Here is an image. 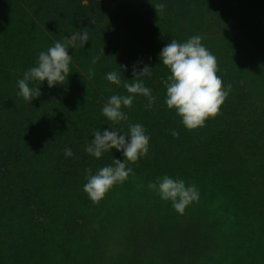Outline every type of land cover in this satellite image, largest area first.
I'll list each match as a JSON object with an SVG mask.
<instances>
[{
	"label": "rangeland",
	"instance_id": "374dc122",
	"mask_svg": "<svg viewBox=\"0 0 264 264\" xmlns=\"http://www.w3.org/2000/svg\"><path fill=\"white\" fill-rule=\"evenodd\" d=\"M161 3L163 12L155 7ZM75 31H87L89 41L69 49L65 84L49 89L45 81L39 98L27 103L17 80L41 51ZM194 35L216 57L229 94L214 118L189 131L165 104L170 73L158 57L167 43ZM120 66L122 81L134 78L133 66L155 71L157 78L144 82L156 103L149 110L137 96L124 109L129 120L116 126L102 107L126 94L105 79ZM129 123L144 126L149 153L93 203L83 191L86 169L94 175L123 156L113 149L96 159L85 147L93 130L127 132ZM65 148L74 156L65 157ZM165 175L199 189L183 215L148 188ZM16 177L22 181L13 188ZM13 211L29 217L12 220ZM45 213L43 238L53 217L83 214L91 224L83 242L57 240L52 262L29 250L32 219ZM3 229L13 245L0 252V264H264V0H0Z\"/></svg>",
	"mask_w": 264,
	"mask_h": 264
},
{
	"label": "clouds",
	"instance_id": "9594fccd",
	"mask_svg": "<svg viewBox=\"0 0 264 264\" xmlns=\"http://www.w3.org/2000/svg\"><path fill=\"white\" fill-rule=\"evenodd\" d=\"M157 9L163 12L164 4H157ZM203 37L191 36L183 43L172 40L159 53L160 64L165 66L170 75L164 81L166 88L165 104L169 110H174L180 117L181 124L186 130L192 131L205 126V121L214 118L220 106L228 96L221 77L217 75L218 65L216 57L202 44ZM89 41L87 31H75L64 42L55 41L54 46L38 54L36 65L29 68L23 78L17 80L18 96L27 103L39 98L40 86L47 82L49 89L64 85L71 74L70 64L72 55L69 49L84 48ZM103 54V51H102ZM93 64L96 59H93ZM119 71L106 73L105 79L117 87L123 86L125 95H112L102 107V115L113 125L119 126L127 122L129 117L124 111L131 108L137 96L147 99L145 107L151 109L156 103L151 89L145 86L143 77H151V68L143 67L137 71L132 69V80L121 79ZM95 75L89 70V78ZM131 81V82H129ZM174 138L179 137L175 130L171 132ZM94 139L85 147V152L96 159H100L111 150L121 152L123 160L113 159V165H107L92 174L86 169L87 182L83 191L93 203L100 202L113 186L123 184L133 174L129 164H135L149 153L150 136L140 123H129L128 131L122 127H108L102 133L99 129L93 130ZM65 157H73L71 148L64 149ZM148 188L154 191L162 201L170 202L173 210L183 215L185 209L192 203L198 202L200 192L195 184L186 185L183 179H173L167 175L149 182Z\"/></svg>",
	"mask_w": 264,
	"mask_h": 264
},
{
	"label": "trees",
	"instance_id": "16d2710c",
	"mask_svg": "<svg viewBox=\"0 0 264 264\" xmlns=\"http://www.w3.org/2000/svg\"><path fill=\"white\" fill-rule=\"evenodd\" d=\"M151 72V77H143V80H145L146 83L151 84L154 80L153 75L155 77V71L151 70ZM238 88L242 89V84ZM8 176L11 177L10 174H8ZM21 181V177L13 178V180L11 181V187H19ZM20 213L13 211V213L10 214V217L15 221H19L23 218L29 217V214ZM39 218L34 220L32 219L36 229L35 233H32L29 236V250L38 254L40 253L43 260H47L49 262H52L55 258L53 249L54 243L57 240L62 239L66 243L75 244L85 241L87 235L89 234V227L91 225L89 222V218L85 217L83 214L76 213L61 215L56 217L55 219L53 217L49 223V228L51 227L52 233L48 237L43 238L42 229L46 227L45 224L47 221H49L47 219L48 215L45 213L42 217ZM12 245L13 240L11 239V236L9 234V230H0V252L11 249Z\"/></svg>",
	"mask_w": 264,
	"mask_h": 264
}]
</instances>
